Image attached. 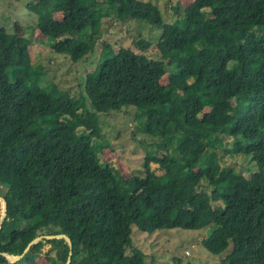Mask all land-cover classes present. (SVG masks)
Wrapping results in <instances>:
<instances>
[{
  "label": "trees",
  "instance_id": "16d2710c",
  "mask_svg": "<svg viewBox=\"0 0 264 264\" xmlns=\"http://www.w3.org/2000/svg\"><path fill=\"white\" fill-rule=\"evenodd\" d=\"M104 5L121 21L159 25L158 56L142 39L139 51L104 45L81 97L42 85L30 41L0 27V252L21 254L39 235L71 241L40 240L16 262L0 254V264H38L45 243L55 250L49 264H146L132 225L147 233L208 227L201 244L210 253L231 243L227 264H264V0H193L174 6L171 22L142 0H32L26 9L51 50L77 62L93 52ZM123 106L136 108L159 150H147L143 173L128 178L92 143L97 113ZM201 141L248 157L256 177L236 176L214 154L200 160Z\"/></svg>",
  "mask_w": 264,
  "mask_h": 264
},
{
  "label": "rangeland",
  "instance_id": "374dc122",
  "mask_svg": "<svg viewBox=\"0 0 264 264\" xmlns=\"http://www.w3.org/2000/svg\"><path fill=\"white\" fill-rule=\"evenodd\" d=\"M31 1L0 0V27H4L9 33L22 34L21 36L30 41L32 60L40 63L44 71L42 85L54 83L60 89L68 90L73 97L83 96L85 75L96 67L100 50L106 44L112 46L113 52H116L119 47H130L139 51L134 42L142 39L150 44L145 52L153 58L158 56L155 42L161 34L159 25L151 26L143 20L130 18L121 21L117 19L114 11L104 5L103 9L106 13L101 15L99 24L101 33L94 35L99 37L95 39L93 52L86 55L84 59L73 62L67 56L51 50L50 44L46 43L49 39L43 38L35 29L37 15L26 9L27 3ZM142 1L154 3L159 8L164 22L175 19V5L183 7L193 2V0ZM159 82L165 87L169 83L168 75L162 76ZM231 102L235 103L233 99ZM85 104L89 107L87 100ZM97 115L99 135L92 138V143L96 145L98 159L109 161L122 178H128L132 174L141 175L147 150L153 149L156 152L157 149L150 145L152 138L141 131L143 123L137 118L136 108L123 106L120 110L100 112ZM224 139L230 140V138ZM197 153L200 160L211 157L212 154L216 155L220 165L232 167L236 176L256 177L255 165L244 155L224 154L222 148L217 149L207 141L200 142ZM150 167L157 174L162 173L157 168V164L151 163ZM235 179L236 177L232 181ZM131 229L132 247L144 253L146 264H227L224 256L231 249V243L221 254H212L202 246L201 240L207 236L208 227L195 230L159 229L152 233L143 232L135 225H132ZM127 252H130V248ZM54 253L55 250L51 248L50 243L43 244L37 251V263L49 264L47 257H54Z\"/></svg>",
  "mask_w": 264,
  "mask_h": 264
},
{
  "label": "water",
  "instance_id": "95a60500",
  "mask_svg": "<svg viewBox=\"0 0 264 264\" xmlns=\"http://www.w3.org/2000/svg\"><path fill=\"white\" fill-rule=\"evenodd\" d=\"M0 205H1V215H0V228H1V224L4 220V218L6 217V210H7V206H6V201L5 199L0 196ZM58 238H63L69 246H71V241L69 239V237L65 234L59 233V234H48V235H39L36 236L35 238H33L25 247V249L23 250V252L21 254L18 255H14V254H9L6 252H0V254L2 256H4L6 258V260L8 262H16L17 260H19L23 254L34 244H36L38 241L40 240H44V239H58ZM69 257L67 258V261L65 264H69Z\"/></svg>",
  "mask_w": 264,
  "mask_h": 264
}]
</instances>
